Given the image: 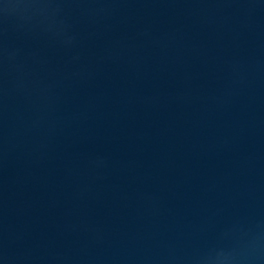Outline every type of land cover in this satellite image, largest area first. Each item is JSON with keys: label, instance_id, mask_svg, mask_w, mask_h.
<instances>
[{"label": "water", "instance_id": "obj_1", "mask_svg": "<svg viewBox=\"0 0 264 264\" xmlns=\"http://www.w3.org/2000/svg\"><path fill=\"white\" fill-rule=\"evenodd\" d=\"M0 264H264V0H0Z\"/></svg>", "mask_w": 264, "mask_h": 264}]
</instances>
